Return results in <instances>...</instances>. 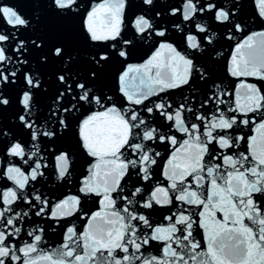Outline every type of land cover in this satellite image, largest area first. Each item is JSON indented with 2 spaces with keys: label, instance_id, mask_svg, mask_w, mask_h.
Instances as JSON below:
<instances>
[{
  "label": "snow or ice",
  "instance_id": "snow-or-ice-1",
  "mask_svg": "<svg viewBox=\"0 0 264 264\" xmlns=\"http://www.w3.org/2000/svg\"><path fill=\"white\" fill-rule=\"evenodd\" d=\"M0 264H264V0H0Z\"/></svg>",
  "mask_w": 264,
  "mask_h": 264
},
{
  "label": "water",
  "instance_id": "water-1",
  "mask_svg": "<svg viewBox=\"0 0 264 264\" xmlns=\"http://www.w3.org/2000/svg\"><path fill=\"white\" fill-rule=\"evenodd\" d=\"M5 2H8V3H18L19 0H5ZM252 82H256V81H252ZM259 83V82H257ZM246 134L247 135H254L255 133L253 131H250V130H245ZM71 187V186H70ZM48 188L52 191H56V182H55V179L53 177V182L51 184H49ZM65 191H69V190H65ZM72 191H74V188L72 189ZM69 194H72V192H69ZM93 210H96V208H94ZM35 219H38V218H35ZM78 226H79V222H77ZM28 227H31L33 225H27Z\"/></svg>",
  "mask_w": 264,
  "mask_h": 264
}]
</instances>
